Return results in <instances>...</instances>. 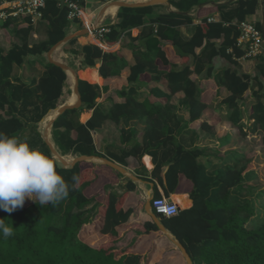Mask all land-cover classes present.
Instances as JSON below:
<instances>
[{
	"label": "trees",
	"instance_id": "trees-1",
	"mask_svg": "<svg viewBox=\"0 0 264 264\" xmlns=\"http://www.w3.org/2000/svg\"><path fill=\"white\" fill-rule=\"evenodd\" d=\"M85 6L84 0H68ZM105 3L109 0H95ZM202 0H169L177 12L154 14L156 6L143 8H120L117 13L118 24L109 26V32L101 41L106 44L118 42L123 34H128L131 42L135 64L130 68L127 86L116 94L126 99L122 105H114L104 113L97 109L96 100L100 89L85 81H78L81 98L79 109L67 110L59 115L51 127V140L60 156H87L104 158L96 152L91 132L111 120L119 123L120 119L140 120L145 125L141 144L133 143L131 150L121 156H110L116 163L125 166V158L143 155L152 157L154 165L149 175L144 169L147 182H156L163 189L165 197L176 192L180 177L190 184L189 198L192 207L179 211L171 218H160L167 232L186 250L192 264H264V224L251 227L255 210L251 200L254 188L247 185L253 172L249 170L250 159L243 155L241 166H226L219 169L209 168L199 160L208 156L207 149H185L177 144L170 134L172 121L171 106L139 103L133 96L132 86L137 84L142 74L149 73L154 82L162 78L168 83L170 94L182 93L188 112V121L195 122L202 118L207 105L199 98L200 91L190 79L196 74L205 79H213L217 87L224 88L229 95L222 101L228 110V120L239 131L240 136H260L264 148V61L257 65L258 74L254 79L249 75L239 74L235 68L245 50L237 46L240 32L236 23L246 21L258 9L260 2L264 13V0H236L233 8L225 12L226 7H212L211 10L199 9L197 16L202 18L200 24L192 29L189 40H183L179 28L192 25L193 19L188 14L198 7ZM183 13H186L184 15ZM216 13L219 21L207 22V17ZM68 9L62 0H47L41 10V21L47 26L46 40L28 46L27 36L33 28L28 18H22L24 29H16L13 36L19 41L12 44L7 52L0 51V132L8 136L19 137L26 130L23 112L32 108L35 117L31 122L38 123L51 110H55L63 92L66 74L60 68L49 64L44 59L43 75L33 83L26 85L12 84L13 67H20L30 55H44L49 48L65 38L71 27L82 30L78 20L67 19ZM11 18L1 24L7 30ZM255 27L260 31V25ZM134 29H141L136 38L130 37ZM216 41H221L216 43ZM77 38L68 41L65 49L72 48ZM172 46L176 56L183 59L178 67L169 63L163 46ZM200 49L198 55L195 50ZM70 54L82 55V67L94 68L101 62L99 75L102 78L117 77L127 64L116 54L103 52L98 46L85 45L79 50L71 49ZM221 58L232 67L225 69L220 76L213 75V61ZM157 60L168 71H159ZM193 65V70L190 69ZM205 69V70H204ZM255 81L256 83H252ZM20 83V82H18ZM254 88H256L254 90ZM252 91L254 102L251 105L249 126L242 123L243 113L240 108L243 96ZM90 119L79 122L83 111H91ZM201 128L210 130L206 122ZM123 141V139H122ZM257 142V141H256ZM255 142V144H256ZM36 144L42 153L52 158L57 165V172L70 187L72 176L79 177V184L70 190L68 198L55 205H40L39 201L18 208L11 214L0 210V219L13 227V235L7 239L0 236V264H149L150 251L139 254L130 248L119 247L124 234L118 228L126 224L133 210L124 209L127 192H133L135 185L128 180L125 192L118 194L112 187H105L107 198L98 204L90 196V188L96 182L98 172L106 168L114 175L118 172L106 165L79 162L72 168H63L50 154L37 134ZM255 147H258L256 144ZM162 151L158 160L156 155ZM210 155L217 156V152ZM165 169V170H164ZM164 170V171H163ZM154 184L153 199L161 198ZM245 192L246 196L242 193ZM96 215L103 218L99 234L106 236L107 243L92 247L80 234L84 226L90 224ZM143 230H136L137 235L151 233L162 234L156 225L148 221ZM166 236V235H165ZM167 239L171 241L169 237ZM172 242V241H171Z\"/></svg>",
	"mask_w": 264,
	"mask_h": 264
},
{
	"label": "crops",
	"instance_id": "crops-1",
	"mask_svg": "<svg viewBox=\"0 0 264 264\" xmlns=\"http://www.w3.org/2000/svg\"><path fill=\"white\" fill-rule=\"evenodd\" d=\"M120 1L129 3H141L149 0ZM226 1L229 0H202L199 5H206L203 7H195L188 14L193 19L192 25L182 26L179 28L182 39L186 41L189 40L193 27L200 24L202 18H199L197 16V12L199 9L208 11L212 9V3H224ZM235 1L236 0H234V2ZM234 2L224 6L226 7L225 12H228L233 8ZM109 3L110 2L108 1L105 3L99 1L85 3V6L83 7L84 10L88 5L94 7V10L90 13H86L85 11V14L91 17L89 18V16H85L86 22L92 26H116L118 24L117 13L119 9H116V12L114 14L104 15L100 22L98 20L100 11ZM153 6H156L153 11L154 14L164 12H177L176 9L171 5L169 8L161 4ZM95 10L98 12V14L94 13ZM263 15V7L260 2V5L256 12L252 16L247 17L246 21H250L249 23H252L254 26L259 24L261 31V26L264 25ZM208 18H212L214 19L213 22H217L219 21L220 17L218 14L213 13L212 15L208 16L207 19ZM3 22L4 21H0V51L5 53L10 49L12 44L19 43L18 39L14 37L13 34L16 29H24L26 27V24L23 23L22 20L11 19L8 29L3 30L1 29V24ZM71 29L72 30L69 34L79 31L75 28V25H73ZM82 29H84L83 25ZM140 30H132L130 32V37L133 39L136 38L139 35ZM46 33L47 26L44 22L38 20L33 23L32 31L27 36L28 46L31 47L35 44L45 41ZM220 42L221 41H216V43ZM64 45L65 44L61 45L52 53V59L62 62L64 65L72 69L78 81L82 80L91 85L98 86L101 92L100 96L96 100V107L98 110L106 113L114 105H122L126 102L125 98L118 96L116 93L123 87L127 86V78L130 75V68L135 64L132 47H135L137 45V42H131L128 34H123L118 42L109 45L102 42L101 40H97L92 33H88L86 35L77 37V42L72 48L65 49ZM85 45H95L98 46L103 52L116 54L127 64V66L120 72V75L117 77L102 78L99 75L101 62H98L94 68H83L81 64L82 55L78 54L77 56H75L70 54L69 52L71 49L79 50L82 46ZM162 49L165 52L166 58L170 64L180 67L188 62L187 60L185 63H183V59L176 56L172 46L168 43H165ZM199 52L200 49L195 50L196 55H198ZM76 57L77 59H75ZM44 59L48 63L47 53L41 56L30 55L24 60L22 66H14L11 76L12 84L24 83L26 85H29L34 81H37L44 72ZM260 60L262 59H250L242 57L241 59L237 60L238 66L235 68V70L239 74H246L254 79V77H256V75L258 74L257 65L260 63ZM80 64L81 68L78 67ZM156 64L159 71H168L170 69L169 67H164L159 60H157ZM212 67V73L214 76H220L222 71L225 69L234 68L227 61L221 58L214 59ZM190 69L193 70V65H191ZM66 77L67 78L65 83L69 87L68 89H63V96H61L56 108L60 107L63 104H69V97L73 94V91L71 90L74 86V81L71 82V80L69 79V74H66ZM190 79L197 85L200 91V100L204 102L208 107L202 118L195 122L188 121L189 116L184 103V95L182 93H177L173 96L168 97V95L170 94V90L168 88L167 81L163 78L159 82H154L152 81L151 75L149 73L142 74L139 78L138 83L132 86V96L139 103L161 105L163 107L171 106L173 108V116L171 118L172 121L170 122V134L175 138L177 144H180L187 150L193 148L207 149L206 153L209 155L200 158L199 161L201 163L207 164L208 166L210 165L209 168H213L214 170L233 165L239 167L244 164V160H242V157L243 155H245L246 159H250L249 170L253 172V170L251 169V165L255 161L253 158L255 149L257 147H255L256 144L252 140L257 136L248 135L246 136V138H243L240 136L239 131L231 124V122H229V112L226 106L222 104V101L229 95V93L224 88L217 87L213 79H205L197 76L196 74H192L190 76ZM252 83L256 82L252 81ZM255 89L256 88H254V90ZM252 91L249 90L244 94L243 101L240 105L243 113L242 123L245 126H249L252 122L248 120L251 114V105L254 102ZM52 111L55 110L49 111L43 117V119L40 120V122L35 124L31 122L35 117V113L32 108H27L23 112V114L25 113L24 119L28 121L26 122L27 127L25 132L18 138H22L23 135L27 134L29 136L30 132L31 136H33L32 134H35L36 136L37 134H39L40 138L43 141L42 136L44 135V121L47 115ZM91 115L92 110L83 111L80 114L79 122L82 124L86 123L90 119ZM202 122H206L209 126H211V129L206 130L201 128ZM39 128H42L41 131L39 130ZM144 131L145 125L140 120H128L126 118H122L120 119V122L118 124L111 120L105 121L100 128L91 132L94 148L96 152L101 154L104 158L92 157L93 160L84 162L102 166L105 164L102 163L101 159H106L122 167L126 171L127 174L124 175L118 172L121 176L118 177L108 169L101 168L98 172L96 182L90 188V196L95 197L98 204H102L107 198L105 187H112L114 192H117L121 195L123 194V192H125L124 190L126 188L128 180L131 181L136 188L133 192L126 193L123 208H130L133 210V213L129 221L118 228V230L124 234L122 240L118 245L121 248L128 247L132 252L139 254L145 253L147 251L152 252L149 264H167V260L169 257L167 258L164 253L165 251L169 253V249H167L168 243L166 242V239H163V237L165 236L163 233H151L148 235H137L135 233L136 230L142 231L144 223L151 221L145 212V205L147 200L153 199V188L154 184L156 185V182H147L143 180L146 178V174L143 171L145 169L148 173L147 175H149L153 170L154 165L152 163V157L149 155H143L139 159H136L134 156H129L125 158V166H122L110 159V156L112 155L121 156L123 152L130 151L133 143L141 144ZM50 132L51 129L49 130V139L51 144L54 146L51 140ZM35 142L36 140L32 138L30 139L28 144L31 148L39 149V145ZM213 152H217L218 155L216 157L210 155ZM161 153L162 151H159V153L156 155L157 160ZM75 157L78 156L66 155L63 158L67 161H72ZM68 158H70V160H68ZM132 177H134V179H132ZM255 179L253 180L251 177L250 182H248L247 185L253 187V184L256 181ZM156 186L157 191L161 195V197L175 203L180 211L187 210L192 207V201L190 200L188 194L190 190V184L186 181V179L180 177L176 192L170 194L168 197L164 196L163 189L160 186ZM102 225L103 218L99 215H96L90 224L84 226L80 234L81 238L94 248L107 243V237L99 234V230ZM169 255L171 254H168V256ZM171 257L173 258V260H171V264L173 261V264H177V256L173 253Z\"/></svg>",
	"mask_w": 264,
	"mask_h": 264
},
{
	"label": "clouds",
	"instance_id": "clouds-1",
	"mask_svg": "<svg viewBox=\"0 0 264 264\" xmlns=\"http://www.w3.org/2000/svg\"><path fill=\"white\" fill-rule=\"evenodd\" d=\"M56 168V162L40 150L0 132V210L11 214L33 197L42 206L68 198L70 190L79 184V177L72 176L70 187ZM12 235L13 227L0 219V236L7 239Z\"/></svg>",
	"mask_w": 264,
	"mask_h": 264
},
{
	"label": "built area",
	"instance_id": "built-area-1",
	"mask_svg": "<svg viewBox=\"0 0 264 264\" xmlns=\"http://www.w3.org/2000/svg\"><path fill=\"white\" fill-rule=\"evenodd\" d=\"M47 0H0V21L11 19L28 18L33 24L41 20V10L44 9ZM85 3L95 0H84ZM62 3L67 7V19L69 21L78 20L82 22L85 29L90 30L93 26L86 22L83 17L89 16L85 14L83 7L77 3L62 0ZM89 18H91L89 16ZM90 20V19H88ZM214 19L208 18L207 22H213ZM240 32L237 39V46L245 50L243 57L250 59H262L264 61V39L262 33L252 23L247 21L235 24ZM109 32L107 26L97 25L93 31L89 32L94 35L97 40H101L104 34ZM104 45V44H102ZM152 212L162 218H171L179 213L178 206L166 198L151 199Z\"/></svg>",
	"mask_w": 264,
	"mask_h": 264
},
{
	"label": "water",
	"instance_id": "water-1",
	"mask_svg": "<svg viewBox=\"0 0 264 264\" xmlns=\"http://www.w3.org/2000/svg\"><path fill=\"white\" fill-rule=\"evenodd\" d=\"M232 2H234V0H229V1H226L224 3H212L211 5L213 7H224V6H226ZM109 4L114 5L117 9H120V8H143V7H148V6L158 5V4L165 5L168 8L170 7L169 0H149V1L141 2V3H129V2H125V1L116 0V1H111ZM205 5L206 4H201V5H199V7H203ZM104 8L100 11L99 18H98L99 22L102 20V18L104 16ZM183 14L186 15V13H183ZM263 23H264V15H263ZM96 26L97 25L93 26L90 30L84 28L78 32L67 35L60 42H58L57 44H55L54 46L49 48V50L47 52V61L49 64H52V65L60 68L66 74H68L70 72L72 75H74V86L72 87V91H73V94L76 95V101L73 104H63L60 107L55 109L57 114H56L55 118L50 122L49 129H51L53 122L55 121V119L59 115L63 114L67 110L79 109L81 107V104H82L81 98H80V95L78 92V80L75 76L74 71L72 69H70L68 66L64 65L62 62H59V61L52 59V53L58 47H60L63 44H66L68 41L75 39L77 37L86 35L90 31L92 32ZM261 33H262V38L264 39V25L261 26ZM79 56H81V55H79ZM75 59H77V57ZM78 67L81 68V64ZM63 87H64V89H68L69 86L66 83H64ZM61 96H63V93L61 94ZM42 137H43V142L46 145V147L48 148L52 157L63 168H72L75 164H77L79 162L93 160L92 157L78 156V157H75L72 161H67L62 156L59 155L57 150L50 143V140L48 139L46 133ZM101 161L103 164L111 167L112 169L116 170L117 172L121 173L122 175L127 174L126 171L122 167L114 164L113 162L106 160V159H101ZM132 179H134V177H132ZM145 212L148 215V217L150 218L151 222H153L156 225V227L158 228V230L160 232H162L164 235H169L172 238L171 240H172L173 245L179 250V252L183 256L186 264H192L190 257L187 254L184 247L178 241L173 239V237L167 232L165 227L161 224L160 218L152 212L150 199L146 201Z\"/></svg>",
	"mask_w": 264,
	"mask_h": 264
},
{
	"label": "rangeland",
	"instance_id": "rangeland-1",
	"mask_svg": "<svg viewBox=\"0 0 264 264\" xmlns=\"http://www.w3.org/2000/svg\"><path fill=\"white\" fill-rule=\"evenodd\" d=\"M111 1H116V0H109L108 2ZM94 10V7L91 5H88L87 7H85V11L86 13H90L91 11ZM95 14H98V12L95 10L94 11ZM250 22V21H248ZM42 128H39V130L41 131ZM33 136L30 135L29 132V136L27 135H23L22 140L26 141L27 143L30 141V139H37V136L35 134H32ZM260 136H257L256 138H254L252 141L256 142V144L258 145V147L255 149V153H254V162L251 165V169L253 170V176L252 179L254 180L255 178V183L253 184V188L254 191L252 192V196L250 197L253 203V207L255 210V215L254 217L251 219V227L254 226H259L261 224H264V148L261 146L260 141ZM68 160H70V158H68ZM234 166V165H233ZM243 196H246V193L243 192L242 193ZM34 201H38L35 200V198L33 197ZM31 199H26L25 203L23 206H28L31 203H33L34 201ZM163 239H166V242L168 243V248L169 249V253H167V251H165V256H167L168 260H167V264H171V260H173V258L171 257L172 254L174 253L178 259V261H176L177 264H186V262L183 260L181 253L179 252V250L173 245V243L167 239L165 236L163 237ZM167 253V254H166ZM168 254H171L168 256ZM166 261V260H165ZM174 263V261L172 262V264Z\"/></svg>",
	"mask_w": 264,
	"mask_h": 264
},
{
	"label": "bare ground",
	"instance_id": "bare-ground-1",
	"mask_svg": "<svg viewBox=\"0 0 264 264\" xmlns=\"http://www.w3.org/2000/svg\"><path fill=\"white\" fill-rule=\"evenodd\" d=\"M116 9L117 8L114 5L108 4L104 8V15L114 14L116 12ZM83 17L86 19L85 15ZM68 74H69V79L71 80V82H73L74 81V75H72L70 72ZM75 101H76V95L72 94V96L69 97L68 103L73 104ZM56 114H57L56 110L52 111L51 113H49L47 115V117L45 118V121L43 120L44 121V125H43L44 126V129H43L44 132H43V134L46 133L48 139H49V130H50L49 124L55 118ZM166 236L169 237L170 239H172L169 235H166Z\"/></svg>",
	"mask_w": 264,
	"mask_h": 264
}]
</instances>
